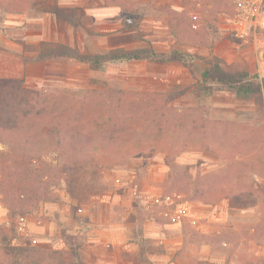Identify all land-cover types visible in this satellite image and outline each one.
I'll use <instances>...</instances> for the list:
<instances>
[{"label": "rangeland", "instance_id": "rangeland-1", "mask_svg": "<svg viewBox=\"0 0 264 264\" xmlns=\"http://www.w3.org/2000/svg\"><path fill=\"white\" fill-rule=\"evenodd\" d=\"M126 3L138 13L123 16L111 0H0V79H23L24 87L32 90L61 89L78 97L91 89L128 92L115 103L112 122L117 131L132 130L138 142L116 154L91 155L89 162L94 158L99 163L96 180L102 186L96 192L84 190L77 199L60 184L63 203H39L32 214L19 219L18 235L10 244L65 250L63 229L78 239L82 264H264V177L249 181L260 193L251 207H232L227 198L206 204L176 192L164 198L177 173L183 172L180 182L192 189L195 178L217 176L226 167L227 160L218 150L200 147L205 134L239 147L246 153L242 157L246 167L254 161L252 169L258 170L264 162V152L255 150L264 145V31L241 21L244 11L238 0ZM159 6L187 12L194 27L209 34L213 48L177 44ZM3 39L10 44L4 45ZM42 42L100 55L101 65L94 68L63 57L38 60ZM129 53L141 58H120ZM212 55L235 69H247L250 76L235 83L208 79ZM242 85L257 92H239ZM180 91L183 94L167 102L142 94ZM173 138L193 140V148L178 155L176 166L170 167ZM181 199L184 202L179 203ZM129 208L133 214H127ZM178 208L186 214L172 220ZM121 215L132 232L111 262L97 247L96 235L87 232L84 217L116 221ZM137 217H154L147 238ZM161 221L178 225V230L164 227ZM0 226L9 227L1 201ZM167 244L174 251L161 256L169 249ZM2 247L0 240V264H12Z\"/></svg>", "mask_w": 264, "mask_h": 264}, {"label": "trees", "instance_id": "trees-1", "mask_svg": "<svg viewBox=\"0 0 264 264\" xmlns=\"http://www.w3.org/2000/svg\"><path fill=\"white\" fill-rule=\"evenodd\" d=\"M128 1L111 0L119 6L123 16L137 14V8L128 5ZM158 9L166 13V25L177 44L203 47L209 51L213 48L209 34L203 27H194L193 18L187 12L169 6H159ZM56 57L76 59L94 68L102 62L100 55L84 54L63 43L40 44L38 60ZM120 58L141 57L129 53L120 55ZM208 61L206 75L210 80L235 83L250 76L247 69H235L219 56L212 55ZM238 91L257 92L246 85ZM128 94L112 88L91 89L78 97L61 89L32 90L24 87L23 79H0V201L9 218V227L0 226V240L4 253L13 259L12 264H82L78 239L63 229L61 236L67 246L65 250H43L28 243L11 245L10 240L18 235L19 219L32 214L39 203H63L57 189L60 184H64L66 192L77 199L84 190L90 188L91 192H96L98 186H102L96 180L99 163L94 158L89 162L90 157L116 154L124 148L136 147L135 133L132 130L117 131L112 122L115 103ZM142 94L167 102L183 92ZM192 144L193 140L188 138H173L168 165L175 167L177 156L193 148ZM199 145L218 150L227 160L226 167L216 173L217 176L211 173L202 179L195 178L196 185L192 189L189 184L180 182L183 172H179L164 198H170L176 192L179 196L206 204L227 198L232 207L255 205L260 193L253 183L249 185V181L255 176L264 177V162L260 163L258 170L252 169L254 161L246 167L247 161L242 158L246 153L213 135L202 136ZM260 149L264 152V145L255 150ZM182 202L183 199L179 201Z\"/></svg>", "mask_w": 264, "mask_h": 264}, {"label": "crops", "instance_id": "crops-1", "mask_svg": "<svg viewBox=\"0 0 264 264\" xmlns=\"http://www.w3.org/2000/svg\"><path fill=\"white\" fill-rule=\"evenodd\" d=\"M2 37H0L1 39ZM5 38V37H4ZM4 45L10 44L11 41L7 40L4 41L2 40ZM156 202H162L161 197H156L154 199ZM132 209L129 208L127 214L134 213V210L131 211ZM85 219V226L87 227V232L91 233L93 235H96L97 240L100 241L97 243V247L102 249L101 254L104 256H107V260L111 262H115L117 258L116 252H118L123 246L122 244H126V241L124 242V239L127 237L129 233L132 231L130 230L128 220H126V217H123L121 215L120 220L116 221H111V217H84ZM134 219V217H132ZM197 218V217H196ZM200 218V217H199ZM25 219V218H23ZM154 217H150L149 219L142 220L140 217H137L135 221H138L139 223H142L143 227V232L145 231V234L143 237L147 238L148 237V232H149V223L150 221H153ZM160 224H162L164 227H170V228H178V225H175L174 227L171 224H168L166 221H161ZM178 224V223H177ZM152 225V224H151ZM160 225V226H162ZM180 225V224H179ZM183 226V225H182ZM184 227V226H183ZM89 228V230H88ZM181 230V225L179 226ZM130 230V231H129ZM178 230V229H177ZM179 232H182L179 231ZM178 236V235H177ZM172 242V241H171ZM169 242V243H171ZM178 243V241H177ZM176 242H172L171 245H177ZM127 244H129L127 242ZM169 249H167V252L165 254H162L161 256H168L171 255V253L174 251V249H170L169 244H167ZM176 249V248H175ZM159 264H173V263H168V262H160Z\"/></svg>", "mask_w": 264, "mask_h": 264}, {"label": "built area", "instance_id": "built-area-1", "mask_svg": "<svg viewBox=\"0 0 264 264\" xmlns=\"http://www.w3.org/2000/svg\"><path fill=\"white\" fill-rule=\"evenodd\" d=\"M240 7L244 11L243 22L251 24L256 30L264 31V3L263 0H238ZM186 211L183 208H178L172 220H179L185 216Z\"/></svg>", "mask_w": 264, "mask_h": 264}]
</instances>
